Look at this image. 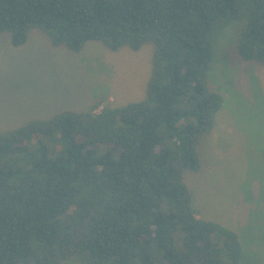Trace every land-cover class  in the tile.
<instances>
[{
    "label": "trees",
    "instance_id": "obj_1",
    "mask_svg": "<svg viewBox=\"0 0 264 264\" xmlns=\"http://www.w3.org/2000/svg\"><path fill=\"white\" fill-rule=\"evenodd\" d=\"M232 22L235 54L264 67V0H0L15 48L32 30L74 54L152 47L141 101L0 132V264L241 263L237 234L197 217L185 182L223 104L207 73Z\"/></svg>",
    "mask_w": 264,
    "mask_h": 264
},
{
    "label": "rangeland",
    "instance_id": "obj_2",
    "mask_svg": "<svg viewBox=\"0 0 264 264\" xmlns=\"http://www.w3.org/2000/svg\"><path fill=\"white\" fill-rule=\"evenodd\" d=\"M238 25L232 22L217 37L207 78L223 104L201 143V167L185 182L197 217L237 234L240 264H264V67L235 54ZM151 52L150 45L111 52L91 41L74 54L52 47L39 30L15 48L0 34V132L62 110H87L96 101L100 108L141 101Z\"/></svg>",
    "mask_w": 264,
    "mask_h": 264
}]
</instances>
